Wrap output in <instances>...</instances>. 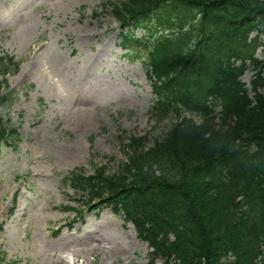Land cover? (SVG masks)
<instances>
[{"label":"rangeland","instance_id":"1","mask_svg":"<svg viewBox=\"0 0 264 264\" xmlns=\"http://www.w3.org/2000/svg\"><path fill=\"white\" fill-rule=\"evenodd\" d=\"M105 3L0 0V56L19 62L1 87L10 100L0 105V127L17 128L18 137L0 140V264L147 263V243L122 214L89 210L64 180L75 168H115L130 136L150 146L175 120L154 122L144 47L125 53ZM143 24L135 37L150 44L155 14ZM255 72L249 64L241 77L250 96Z\"/></svg>","mask_w":264,"mask_h":264},{"label":"trees","instance_id":"2","mask_svg":"<svg viewBox=\"0 0 264 264\" xmlns=\"http://www.w3.org/2000/svg\"><path fill=\"white\" fill-rule=\"evenodd\" d=\"M109 6L122 25L134 26L161 7L176 13V23L167 17L173 31L149 47L159 81L155 108L159 118L185 108L201 119L182 117L150 147L132 137L114 171H73L71 185L95 205L123 209L151 247L149 264H264V58L254 56L264 34V0ZM247 61L258 69L252 97L240 80ZM1 65L3 72L10 67L3 59Z\"/></svg>","mask_w":264,"mask_h":264},{"label":"bare ground","instance_id":"3","mask_svg":"<svg viewBox=\"0 0 264 264\" xmlns=\"http://www.w3.org/2000/svg\"><path fill=\"white\" fill-rule=\"evenodd\" d=\"M37 67H38V64L31 63L30 70H35V69H37ZM87 67H88L87 64L81 66V70L79 72V76H82V75H85L86 73H88L89 69H87Z\"/></svg>","mask_w":264,"mask_h":264}]
</instances>
